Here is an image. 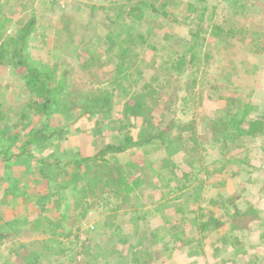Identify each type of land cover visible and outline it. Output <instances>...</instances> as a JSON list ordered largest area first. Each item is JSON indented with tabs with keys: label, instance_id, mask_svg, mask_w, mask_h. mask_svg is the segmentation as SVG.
Segmentation results:
<instances>
[{
	"label": "rangeland",
	"instance_id": "obj_1",
	"mask_svg": "<svg viewBox=\"0 0 264 264\" xmlns=\"http://www.w3.org/2000/svg\"><path fill=\"white\" fill-rule=\"evenodd\" d=\"M162 1L154 0L160 8L154 17L137 22L126 14L132 4L128 0H0L3 32L17 35L34 19L29 38L32 56L72 67V84L81 98L111 85L127 31L133 42L138 40L134 74L116 85L114 108L105 115L72 119L74 125L66 127L63 141H52L41 151L42 157L61 155L65 160L64 150L91 155L123 137L127 129L134 130L140 121L129 115L126 101L145 90L146 82L164 85L155 123L164 125L171 118L193 121L200 143V150L191 156L185 151L175 155L173 169L161 168L164 152L156 143L146 150L111 154L110 160L121 167L117 176L138 177L141 184L134 193L124 188L114 193L105 187L94 195L90 190L76 207L67 188L43 208L38 194L50 188L33 180L40 165L36 160L24 158L10 166L0 162V217L17 220L4 228L7 235L0 236V264L17 260V250L23 252L19 245L25 243L42 252L39 264H134L130 246L142 241L146 229L148 233L156 229L164 242L144 241L154 251L145 264H264V137L232 142L222 150L209 128L212 118L228 110L243 112L246 104L257 107L252 116H264V0H167L165 7ZM192 4L196 9L189 16ZM192 30L199 32L200 42L194 57L187 50ZM183 56L186 65L173 68V74L170 64L161 67ZM92 61L95 76L83 69ZM5 64L0 65V130L17 128L24 139L27 130L15 125L33 94L20 71ZM138 69L145 79L135 82ZM64 122L57 116L53 128ZM166 172L170 175L163 176ZM194 174L205 181L204 197L197 204H191L186 190L180 189L194 183ZM53 175L58 177L55 171ZM219 193L227 198L223 209L209 202ZM181 201L188 206L183 216L176 213ZM248 209V218L232 217L235 210ZM64 213L67 217L62 218ZM213 215L222 217L224 225L198 229L202 219ZM53 221L60 224L55 227ZM180 230L183 233L176 234ZM85 246L89 253L76 257Z\"/></svg>",
	"mask_w": 264,
	"mask_h": 264
},
{
	"label": "trees",
	"instance_id": "obj_2",
	"mask_svg": "<svg viewBox=\"0 0 264 264\" xmlns=\"http://www.w3.org/2000/svg\"><path fill=\"white\" fill-rule=\"evenodd\" d=\"M128 1L130 3L132 2V4H130V8L126 14L137 22L144 21L147 17H154L155 13L160 9L156 6L157 4L154 0ZM224 1L237 2V0ZM166 2L167 0L162 1L161 6L165 7ZM95 8V6L91 7L92 10H95ZM195 9L194 4H192L187 10L188 15L190 16ZM118 20L119 17L115 19V21ZM3 21L4 19L0 17V65L3 63H6L5 65L11 64L13 68L19 70L23 79H25V85L32 92L33 97L21 113L18 114L20 121L15 125L19 129L22 127L27 130L25 131L24 139H21L20 134L22 133L16 131L18 130L17 128H14V130H0V162H4L7 166H10L13 162L19 161L20 159L32 158L36 160L38 165L40 164L38 166V176L33 180L38 182L37 184L40 186L46 187L47 184V188H50L47 192L38 194L39 200L44 202V209L46 204L50 203L57 193L67 188L71 189L70 193L74 196L75 201L73 206L75 207L80 203H84L85 195L90 190L96 195L98 188L103 189L106 187L107 189L109 187L114 193L116 191H122V188H124L128 192L133 191L134 193L135 187L139 186L142 180L138 177L131 179L132 182L129 179L121 180L117 176V172H119L121 167L110 160L109 156L111 154H121L135 149L138 151L141 148L146 150L148 146L156 143L159 144L164 152L160 160L162 162L161 168L173 169L176 167V163L174 162L175 155L185 151L191 156L192 153L200 150L199 137L193 126V121H182L171 118L164 125H161V122L155 123V112L162 101L164 85L160 83L154 86L152 84L153 82H146L144 86L145 90L136 91L126 101V108L130 111L129 115L140 121V125L136 126L134 124V130L127 129L123 137L113 142H108L103 147H98L91 155L83 156L78 153L71 155L70 151L64 150V157L67 160H64L61 155L42 157L40 154L41 151L48 148L52 141H55L54 143L63 141L66 137V127L74 125L72 119L78 120L84 114L94 115L101 113L105 115L114 108L113 98L116 94V85L122 83V80L125 79L130 81L131 75L134 74V65L137 64L136 60L138 59V51L135 48L138 40L133 42L130 31H127L126 36L122 39L123 45H121L120 52L117 54L118 62L116 68H114L115 72H111L113 74L110 76L111 85L81 98L76 94L75 91L77 89L72 84V67H68L66 62L50 63L44 60H38L32 56L29 50V38L33 31L34 19L26 22L19 29L17 35H11L6 30L3 32ZM2 32L8 33L7 37H3ZM198 33L194 30L191 31L190 37H192L193 42L189 43L187 48V50L192 52L193 57L196 55V49L200 43L197 40L199 37ZM109 36H111V33ZM139 37L141 40L145 39L142 34ZM205 38L206 36L202 42H204ZM164 63L161 67L170 64L172 67L170 71L173 74V68L186 65L185 56ZM92 65H94L93 61L91 63H84L83 69L87 70L90 75L95 76L98 74V71ZM183 71L181 69L180 73H183ZM137 73L138 77L134 78L133 81L137 82L145 79L140 69L137 70ZM256 108L254 105L246 104L243 112H231L228 110L224 116L214 117L210 120L209 128L212 131L213 141L218 144L217 146L219 148L224 150L232 142L245 143L250 139L257 140L264 137V116L254 117L251 115V112ZM57 116H63L66 122L62 126L53 128V121ZM68 120L71 121L68 122ZM262 146L264 149V144ZM15 148L22 150L17 152ZM132 153L134 152H130V154ZM11 161L13 162L10 164ZM161 168L160 170L162 171ZM54 171L58 177L54 178ZM168 175H170V172L163 174V176ZM186 175L189 174H185L184 176ZM194 177V183L185 184L180 188L181 190H186L185 193L191 198V204L199 203L204 197L205 191L204 178L197 177L196 174H194ZM79 180H83L87 187L83 188V184L80 185ZM191 180L193 179L191 178ZM72 183L73 185L71 186ZM149 183L154 187L152 181ZM14 189L16 190L18 187L15 185ZM223 195V193L214 195L210 198L209 202L211 205L223 209L224 204L227 203V198H224ZM56 199L59 204L62 202L60 201L61 199ZM218 199H224L222 204L217 202ZM177 205V215L183 216L187 211V204L185 201H181ZM71 206L72 204L68 205V208H65V210L68 211ZM157 209L159 211L161 210L159 207ZM248 212L249 209L244 211L235 210L232 217L234 220L243 219L241 217L248 218L250 214ZM61 216L65 218L67 214L64 213ZM179 219L180 217L177 218V220ZM221 219L222 217L215 215L202 219L198 229H206L212 224L223 226L225 221L223 223ZM16 221V219L12 220L4 216L3 218L0 217V236L7 235L4 232V228ZM52 224L56 227L60 223L57 221ZM236 225L234 224L236 228H240V226ZM183 231L180 230V233L177 232L176 234L181 235ZM149 238L154 241V244L164 242V238L159 236L156 229H149V233L146 229L143 235L144 240L142 239V241L131 244L130 246L132 253L131 263L145 264L147 263L144 260L146 257L149 259L153 257L154 251L144 243ZM79 239L77 238V240ZM20 247L23 252L17 250V260H9L10 262L6 261L4 264H39L41 256L43 255L42 252L33 250L31 244H20ZM87 247L85 246L82 248V251L77 252L76 257L79 254L83 256V254L89 253V248Z\"/></svg>",
	"mask_w": 264,
	"mask_h": 264
}]
</instances>
